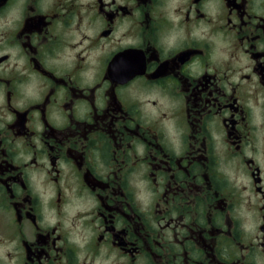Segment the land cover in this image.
<instances>
[{
	"label": "flooded vegetation",
	"instance_id": "af4514ba",
	"mask_svg": "<svg viewBox=\"0 0 264 264\" xmlns=\"http://www.w3.org/2000/svg\"><path fill=\"white\" fill-rule=\"evenodd\" d=\"M0 264H264V0H0Z\"/></svg>",
	"mask_w": 264,
	"mask_h": 264
}]
</instances>
